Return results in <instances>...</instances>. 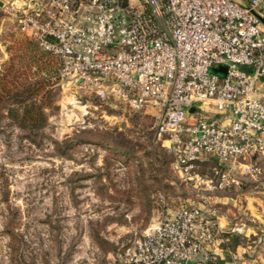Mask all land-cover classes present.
<instances>
[{"label":"built area","instance_id":"2783aa9c","mask_svg":"<svg viewBox=\"0 0 264 264\" xmlns=\"http://www.w3.org/2000/svg\"><path fill=\"white\" fill-rule=\"evenodd\" d=\"M11 3L17 31L55 59L60 79L153 117L172 170L199 195L158 220L129 264L217 263L225 233L204 193L264 180V0ZM221 64L223 77L209 73ZM206 159L215 176L198 172Z\"/></svg>","mask_w":264,"mask_h":264},{"label":"rangeland","instance_id":"374dc122","mask_svg":"<svg viewBox=\"0 0 264 264\" xmlns=\"http://www.w3.org/2000/svg\"><path fill=\"white\" fill-rule=\"evenodd\" d=\"M1 1L0 68L23 36L15 4ZM43 60L54 68L53 57ZM226 69L209 73L223 77ZM46 75L36 97L47 119L42 128L27 138L0 119V264H129L158 220L199 195L172 170L151 115ZM213 162L204 160L198 172L209 175ZM204 196L217 222L243 224L236 236L243 259L232 264H264V180Z\"/></svg>","mask_w":264,"mask_h":264},{"label":"trees","instance_id":"16d2710c","mask_svg":"<svg viewBox=\"0 0 264 264\" xmlns=\"http://www.w3.org/2000/svg\"><path fill=\"white\" fill-rule=\"evenodd\" d=\"M38 50L31 40L22 36L16 40L15 56L4 62L0 68V119L8 118L13 124L30 134L46 124V116L42 102L37 103L36 97L48 86L46 73L57 75L49 61L43 60L44 54ZM31 65L35 69L31 70ZM199 162L197 169L204 165ZM215 169L220 166L214 161L210 164L209 176H215Z\"/></svg>","mask_w":264,"mask_h":264},{"label":"crops","instance_id":"0c3cea01","mask_svg":"<svg viewBox=\"0 0 264 264\" xmlns=\"http://www.w3.org/2000/svg\"><path fill=\"white\" fill-rule=\"evenodd\" d=\"M1 1V0H0ZM219 225L224 230L222 238L224 239L223 243L220 245V248L217 249L218 260L217 263L214 264H232L235 261L243 259L244 251L243 247L237 242V235H231L227 233V229L230 226L226 221L219 220ZM231 249L233 251V257H231L226 250Z\"/></svg>","mask_w":264,"mask_h":264},{"label":"water","instance_id":"95a60500","mask_svg":"<svg viewBox=\"0 0 264 264\" xmlns=\"http://www.w3.org/2000/svg\"><path fill=\"white\" fill-rule=\"evenodd\" d=\"M2 4V1H0V5ZM190 111H193V108L190 109Z\"/></svg>","mask_w":264,"mask_h":264}]
</instances>
